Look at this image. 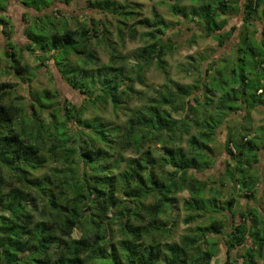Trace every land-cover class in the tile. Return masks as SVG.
I'll return each mask as SVG.
<instances>
[{"label":"trees","instance_id":"1","mask_svg":"<svg viewBox=\"0 0 264 264\" xmlns=\"http://www.w3.org/2000/svg\"><path fill=\"white\" fill-rule=\"evenodd\" d=\"M8 1L0 0L1 29L12 50V63L5 70H14L31 85L37 75H29V65L23 63L7 32L11 24L5 15ZM191 1V7L172 3L173 12L182 15L186 9L182 16L197 19L206 35L220 45H225L238 26L225 30L219 17L244 14L230 64L220 65V60L213 59L203 70L202 62L207 58L202 56L197 68L186 69L188 74L198 73L200 85L169 78L164 56L176 46L160 36L165 32L160 27L146 33L153 41L133 53L136 63L128 67V56L119 54L106 37L100 38L107 33L105 22H85L73 29L66 14L58 17L44 11L50 3L43 2L37 8L31 0H23L25 7L43 12L26 28V49L38 50L41 62L54 59L74 89L93 97L94 106L97 102L105 108L111 105L116 118L122 113L126 119L123 123L106 122L99 113L85 117L84 105L67 101L60 106L56 89H31L30 98L22 102L12 95L16 84L0 82V264H92L95 260L111 264H214L219 241L210 234H225L227 224L213 216L233 207L239 209L242 220L231 224L226 233L228 255L222 264H234L231 251L249 237L251 245L245 251L244 264H256V258L263 257L264 209L238 205L240 197L256 199L260 182L256 164L264 142H255L244 128L229 126L223 145L228 159L219 183L211 185L196 173L214 166L212 143L223 126L235 121V114L264 106V0H232L231 6L230 0H220L214 6L218 0L206 5ZM64 2L69 4L70 0ZM89 4L120 18V33L128 26L132 37L136 36L134 24L126 23L136 16L132 7L115 0H90ZM43 18L49 20L52 31ZM256 20L263 23L262 37L252 33L258 29ZM139 23L150 26L149 19ZM41 29L46 36L38 33ZM96 41H103L110 49L108 63L97 62ZM71 54L81 57L77 67L66 62ZM155 60L167 81L156 94L131 107L137 94L133 85L146 81L145 71ZM97 64H101L99 68L92 69ZM97 83L102 90L91 92ZM49 102L52 108L42 117ZM73 121L74 126L70 124ZM66 149L76 154L65 157L62 163ZM128 153L131 156L126 157ZM113 155L118 157L116 163L109 164ZM48 158L58 165H45ZM43 168L42 174L35 175ZM2 169L11 180H5ZM229 184L230 192L226 193ZM184 190L190 194L183 199L187 211L184 220L197 225L188 227L180 242H163L161 235L170 236L173 222L164 220L163 215L172 214L177 201L174 195ZM149 198L152 201L147 202ZM200 218L210 223L205 226ZM116 232L120 238L114 240Z\"/></svg>","mask_w":264,"mask_h":264},{"label":"rangeland","instance_id":"2","mask_svg":"<svg viewBox=\"0 0 264 264\" xmlns=\"http://www.w3.org/2000/svg\"><path fill=\"white\" fill-rule=\"evenodd\" d=\"M31 5L37 6V8L42 6L43 2L50 3V5L44 10L53 15L61 17L62 14H66L70 17V27L75 29L76 27L84 26L85 22H89L93 24V22H105L106 25V36H102L100 34V38H104L105 41H109L112 45H114L119 52V54L128 56V64L136 63V58L134 56V52L138 49L144 47L149 42L153 40L149 35L152 29L156 27H160L165 32H161L160 36L166 41H173L176 48L171 52H167L164 56L167 62V73L170 79L175 81H179L181 83H197L200 85V81H198V73L195 75L188 74L186 69L189 67L197 68L201 62V57L204 56L207 60L202 62V68L205 70L208 67V63L211 60H220L219 64L223 65L227 61L230 64V60L234 55V50L232 49L234 44L239 40V31L240 27L243 28V13H236L234 16L230 17V19L224 17V15L219 17V22L222 24L223 29L229 30L232 26H238L237 30H235V34H232L230 38L226 39L225 45H220L217 40H215L212 36H207L203 31L201 26L198 24V20L192 18H184L186 14V9H182V15L176 14L173 12L171 7L172 3H177L182 7H191V0H176V1H165L162 0H115L117 2L123 3L126 6L132 7L136 12V16L131 19L129 18L126 23L128 25H133L136 27V36L132 37L130 30L127 27L123 28L122 33H120V24L118 20L120 18L116 17L115 14H108L102 12L100 10L94 9L89 4L90 0H70V3L67 4L64 0H31ZM210 0H198L195 2L197 5H206ZM217 3H212L214 6ZM232 0L229 1V6L232 5ZM196 5V6H197ZM43 12H39L33 8H27L23 4V0H11L9 3V8L7 11V16L11 20L10 28H8L7 32L10 31L12 36V41L15 43L14 48L15 51L22 56L23 63H27L31 69L29 75H32L33 72L36 73L37 77L28 84V80H23L19 78L17 74L14 73V70L11 72H7L6 67L10 66L11 61V47L7 45V38L4 35L3 31L0 28V82L10 81L16 84L15 92L12 93L13 97L17 98L19 101H24L25 99L30 98L31 89L35 90H58L59 96L56 98V102L60 103V106H64L67 101L71 103L81 106L84 105L87 110L85 112V117H91L97 113L101 114L106 122H116L123 123L126 119V116L122 113L119 118L115 117L113 112V108L111 105L108 107H104L103 103L97 102L96 106H94V101L90 98H93L91 95L83 94L81 91L74 89L65 79L66 73L64 71H60L58 64L54 61V59H47L44 62H41L38 59L39 51L38 50H28L26 49L27 43V32L26 28L29 22H33L36 16L42 15ZM258 15V14H257ZM256 15V16H257ZM263 17V15H262ZM29 20V21H26ZM144 19H149V24L139 23ZM157 20H161L160 23L162 25H166L167 27L160 26ZM48 19L43 18V23L52 31V27L48 24ZM156 21L157 23L151 26V24ZM31 22V23H32ZM139 23V24H138ZM258 25L257 31H252V33L257 34L259 37H262V29L263 23L259 20H256ZM1 25V24H0ZM1 27V26H0ZM130 27V26H129ZM34 29V28H33ZM254 29V28H253ZM34 32V31H33ZM42 32L43 36H46V32L43 29L38 30V33ZM257 32V33H256ZM122 36V37H121ZM192 37H194L195 41H191ZM10 40V39H9ZM41 44L45 46V42L42 39ZM19 45V47H18ZM38 46L40 43L37 44ZM40 45V46H42ZM48 45V42H47ZM49 46H52L50 42ZM21 47V49H20ZM10 48V49H9ZM93 49L95 50L96 56L98 58L97 62L100 63H108L110 60V49L105 46L103 41H96L94 43ZM14 50V49H13ZM67 63H70V67L78 66V61L81 60L80 55L71 54L68 58H65ZM96 61V60H95ZM98 62V63H99ZM101 64H97L95 68L98 69ZM99 75V74H96ZM260 76V75H259ZM31 77V76H29ZM145 79L146 81L143 83H136L133 85L136 93L133 98L134 100L131 103V107L140 104L143 102L147 96L154 95L156 92L162 88L164 83L167 81L166 74L158 67L156 60L148 67L145 71ZM129 82V81H128ZM102 90V87L99 84H95L94 87L91 88V92L96 91L97 93ZM199 93V91H197ZM96 93L93 95L95 97ZM12 98V97H11ZM13 99V98H12ZM17 102V101H16ZM52 102L46 104V108L41 112L42 117H46V110H50L52 108ZM58 105V104H57ZM81 114V113H80ZM79 115V114H78ZM79 117H83L82 114ZM235 121L230 125L223 126L217 134L216 140L212 143V147L215 153L214 166L211 169H207L205 172H197L196 175L199 178L207 179L211 185H215L219 183L220 176L224 173L226 169V160L228 159V154L224 150L223 145L225 143L226 133L228 131V127L238 129H243V132H248V136L252 138L255 142H264V106L260 105L257 109L253 110L251 113L244 111H239L238 114L234 116ZM112 120V121H111ZM72 126L76 125V121L70 123ZM229 128V129H231ZM249 129V130H246ZM259 137V138H258ZM72 149L75 151L77 149V145H74ZM67 150V149H66ZM63 152L62 163L66 161L65 157H69L70 155H74V151H66ZM74 153V154H73ZM259 162L256 164L260 176V182L257 186V194L256 199L248 200L247 198H241V201L238 207L242 208H258L264 209V150L260 149L259 152ZM126 157L131 156L129 153L125 155ZM46 157V156H45ZM117 156L113 155L112 158L109 159V164L116 163ZM45 165L55 167L58 165V162L53 161V159H46ZM123 165V162L121 163ZM63 164L59 165L62 166ZM46 168L41 169L35 172V175L42 174ZM116 170V169H114ZM3 176L6 181L11 180L10 175L7 173L6 169H2ZM230 184L227 186L226 193H228ZM230 192V191H229ZM177 197V201L174 202V208L172 214L166 213L163 215L164 220L173 221L170 224L171 234L167 236L166 234L161 235V237L165 240L163 242H180L183 234L187 233L188 227H194L197 225V222L187 224L185 222V217L187 211L183 208V199L189 198L190 194L188 190L181 191L174 195ZM152 201V198H149L147 202ZM250 203V206L247 204ZM236 207H233L234 210ZM225 210L223 214L215 213L213 218L221 219L226 222L227 229L226 233L230 230L231 224L235 221L238 223L242 220L240 217L239 209L235 213L233 210ZM201 224L207 226L210 223L209 219L200 218L199 221ZM225 234H210L213 238L219 241V252L213 257L212 263L214 264H222L225 258L228 255V247L225 243L227 236ZM76 236H79V233H76ZM120 238L119 233L116 232L114 236V240ZM251 245V238L244 245H240L235 247L231 251L232 259L234 260V264H244L245 260V251ZM92 264H111L110 261H102L95 260ZM159 264H162L160 262ZM256 264H264V252L262 258H256Z\"/></svg>","mask_w":264,"mask_h":264},{"label":"crops","instance_id":"3","mask_svg":"<svg viewBox=\"0 0 264 264\" xmlns=\"http://www.w3.org/2000/svg\"><path fill=\"white\" fill-rule=\"evenodd\" d=\"M11 2V0H9L8 1V3H7V6H8V8H9V3ZM9 17V16H8ZM1 27L0 28H2V25H0ZM2 30V29H1ZM259 143V142H258Z\"/></svg>","mask_w":264,"mask_h":264}]
</instances>
